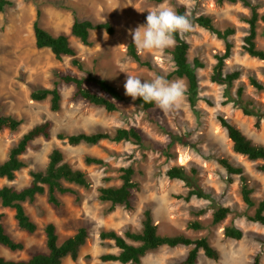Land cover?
<instances>
[{
	"label": "rangeland",
	"instance_id": "1",
	"mask_svg": "<svg viewBox=\"0 0 264 264\" xmlns=\"http://www.w3.org/2000/svg\"><path fill=\"white\" fill-rule=\"evenodd\" d=\"M8 1L11 5L0 13V115L12 116L20 120L21 125L13 132L0 131V163L32 127L50 121L51 128L48 139L40 137L30 143L21 156L25 167L11 182L0 179V188L11 186L19 190L27 186L31 181L30 173L44 170L53 149L60 150L63 161L73 169L84 172L90 186L87 189L70 186L79 200L76 201L73 195H62L59 197L60 208L48 204L46 195L37 196L32 204L24 203L27 215L37 225L34 234L19 230L14 211L0 204L5 232L23 245L22 250L15 252L0 247V257L19 261L27 260L34 253L45 252L43 228L52 223L58 243L81 227L88 232L77 259L67 257L61 264H100L102 255L117 253L113 242L99 238L100 232L115 231L123 235L125 231H140L144 212L148 210L160 235L182 234L192 239H207L218 252V259L209 260L200 252L197 264H252L256 255H259V264H264V226L247 220L254 214L256 206L248 208L243 203L238 176L230 177L219 163L226 159L241 167L253 190L254 202L264 200V172L256 169L260 162H251L235 154L218 121V117H224L252 142L264 146V91L250 84V78H253L264 86V61L251 58L242 50L243 38L248 31L244 19L249 16V10L240 3H217L215 0ZM249 1L259 6V13H264V0ZM160 4L170 5L175 10L184 6L191 17L206 16L220 30H235L230 37L231 56L225 61L224 68V73H240L231 86L211 81L215 56L223 52V42L194 23L192 31L180 36L189 44L188 61L198 77L195 104L190 105L186 93L178 110L165 112L156 104L143 110L136 100L125 94L127 74L142 80H151L156 75L168 79L174 70L172 48L159 53L141 52L135 46L141 61L149 67L136 64L126 51L128 44L133 42L129 30L146 24V10ZM37 10L40 12L39 26L54 36H69L74 17L94 24L108 23L113 33L91 32L89 46L69 36V43L82 67L79 70L71 65L70 57L57 60L49 49L36 48L32 25ZM255 42L256 47L264 51L263 23H259ZM196 60L202 68L195 67ZM66 74L103 79L115 86L125 100L117 103V111L108 113L80 98L72 99L73 85H65L59 79ZM175 79L178 78L168 80ZM54 83L61 96L57 112L50 110L49 98L40 102L30 99L31 92L52 89ZM84 85L102 94L92 83ZM238 89L242 90L241 94ZM243 109L251 111V115H244ZM120 128L135 129L141 141H102L97 145L70 146L56 138L57 134H113ZM87 157L100 159L104 164L86 165ZM173 166L184 167L185 181L166 176ZM127 167L133 169V181L138 184L131 208L101 203L97 198L98 189L119 186V170ZM191 190L201 191L206 198L193 196L186 200L185 196ZM220 207L228 208L230 213L220 223L213 224L212 214ZM191 222H199L201 229H188ZM225 227L240 229L242 238L238 241L225 238ZM190 249L160 247L148 252L141 264H181Z\"/></svg>",
	"mask_w": 264,
	"mask_h": 264
},
{
	"label": "trees",
	"instance_id": "2",
	"mask_svg": "<svg viewBox=\"0 0 264 264\" xmlns=\"http://www.w3.org/2000/svg\"><path fill=\"white\" fill-rule=\"evenodd\" d=\"M158 2L162 0H156ZM217 3H240L243 7L249 10V16L244 19L248 26L247 35L243 38L242 50L251 58L264 61V51L256 47L257 28L259 23L264 24V13H259V6L253 4L249 0H215ZM11 3L8 0H0V13L4 11ZM176 11L179 14H185L184 6H179ZM40 16L39 10L36 12V20L32 25L33 37L37 49H49L55 59L61 60L62 57H70L71 65L82 70V67L75 57V50L69 43V36H73L84 46H89V36L93 31H105L111 35L112 27L108 23L94 24L91 21H80L74 17L69 30V36L66 34L52 35L38 24ZM194 23L210 34L214 35L224 44V50L221 54L215 56L216 63L213 67L211 81L219 84L231 86L232 83L240 76L239 71L224 73L225 61L231 56L232 43L230 37L234 35L233 28L220 30L214 26L212 20L206 16L192 17ZM176 46L172 48L170 54L174 65V70L168 75L170 78H182L187 83L188 101L191 106L195 104L198 93V77L194 68L191 67L188 61L189 44L183 40L180 33L176 34ZM127 55L139 66L149 67L148 63L142 62L136 52L133 42L127 46ZM195 67L202 68L197 60L194 62ZM60 81L65 85H73L74 91L72 99L80 98L90 105L103 108L106 112L111 113L118 110L117 103L125 100L119 90L106 82L103 79L89 75L87 78L77 77L73 75H62ZM92 83L102 94H98L85 87V83ZM250 84L259 91H264V86L255 79L250 78ZM57 84L54 83L52 89H39L30 94V99L36 102L44 101L49 98L50 110L57 112L60 107L61 96L57 89ZM242 90L238 89V94ZM136 103L143 110L151 109L155 103H145L142 99L137 98ZM244 115H251V111L242 110ZM220 126L224 129L227 138L231 142L232 151L235 154L245 157L251 162H260L257 165V171L264 172V146L252 142L247 138L236 126L224 117H218ZM21 125V121L12 116L0 115V131L8 130L16 131ZM50 121H44L32 127L29 131L21 136L15 146H13L7 158L0 163V179L13 181L18 171L25 167L21 156L26 152L30 143L37 138L48 139L50 137ZM56 138L61 141H66L70 146L79 144L97 145L102 141H110L119 143L121 141H133L139 143L141 141L140 134L133 128L117 129L113 134L107 132H97L93 134L78 133L73 135L57 134ZM86 165L95 164L103 165V161L96 158L87 157L84 160ZM220 165L226 170L231 177L238 176L240 185V194L243 203L248 207H255V212L252 216H248L247 220L261 226H264V200L254 202L252 198L253 190L248 184V179L241 167L232 165L228 160H219ZM119 175L120 185L101 187L98 189V200L101 203H109L111 207L123 206L127 209L131 208L134 200V192L138 190V184L133 181L134 171L131 167L121 168ZM169 179L186 180L184 167L173 166L166 172ZM30 183L22 189L16 190L11 186H3L0 188V204L3 208H8L14 211V220L19 230L34 234L37 230V225L27 215L24 203L32 204L37 196L46 195L48 204L54 208H60L61 202L59 197L62 195H73L78 201L79 197L75 190L70 186H77L84 189L89 188L90 182L84 172L73 169L69 164L63 161V155L60 150L53 149L49 156L48 162L42 171L30 173ZM108 179H105L107 181ZM206 198L199 190H191L185 196L188 200L191 197ZM230 210L226 207H220L212 214V223L218 224L223 221ZM3 215L0 214V247H3L11 252L20 251L23 245L20 242L14 241L6 232L2 223ZM188 229L198 231L201 229L199 222H191L188 224ZM45 236V252H37L27 260L12 261L0 257V264H61L62 261L69 257L76 260L80 248L85 244L88 238V232L85 228H79L72 236L68 237L61 243H58V236L55 226L48 223L43 228ZM223 236L227 239L238 241L242 238L243 233L235 227H225ZM101 240L113 242L117 249L116 254H104L100 257V264H141V259L148 253L157 250L160 247L176 248L190 247L185 259L181 264H197L199 253L209 259L216 261L218 252L209 244L206 238L192 239L185 235L166 236L160 235L157 226L153 223L150 212H144L140 231H125L123 235L115 231H102L99 234ZM252 264H259V255L254 257Z\"/></svg>",
	"mask_w": 264,
	"mask_h": 264
},
{
	"label": "clouds",
	"instance_id": "3",
	"mask_svg": "<svg viewBox=\"0 0 264 264\" xmlns=\"http://www.w3.org/2000/svg\"><path fill=\"white\" fill-rule=\"evenodd\" d=\"M146 11V24L129 30L136 48L141 52L163 53L176 46L177 33H187L194 28V20L189 13L179 14L170 5L160 4ZM124 89L133 100L140 98L145 103H155L165 112L180 109L187 93V85L182 78L170 81L162 75L142 80L127 74Z\"/></svg>",
	"mask_w": 264,
	"mask_h": 264
}]
</instances>
